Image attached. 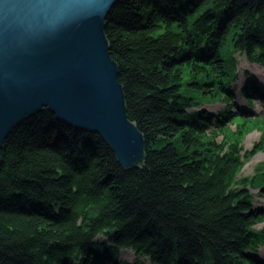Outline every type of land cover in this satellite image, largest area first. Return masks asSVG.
<instances>
[{"label": "trees", "instance_id": "obj_1", "mask_svg": "<svg viewBox=\"0 0 264 264\" xmlns=\"http://www.w3.org/2000/svg\"><path fill=\"white\" fill-rule=\"evenodd\" d=\"M105 32L144 166L48 110L25 121L0 154V264H264V164L239 177L264 119L232 112L238 56L264 68V0H121Z\"/></svg>", "mask_w": 264, "mask_h": 264}, {"label": "water", "instance_id": "obj_2", "mask_svg": "<svg viewBox=\"0 0 264 264\" xmlns=\"http://www.w3.org/2000/svg\"><path fill=\"white\" fill-rule=\"evenodd\" d=\"M121 0H0V154L25 121L48 110L100 136L125 170L146 139L129 119L106 20Z\"/></svg>", "mask_w": 264, "mask_h": 264}, {"label": "rangeland", "instance_id": "obj_3", "mask_svg": "<svg viewBox=\"0 0 264 264\" xmlns=\"http://www.w3.org/2000/svg\"><path fill=\"white\" fill-rule=\"evenodd\" d=\"M238 64V80L233 83L236 92L234 94V108L232 112L235 115L243 114V117H260L264 119V101L259 96H254L252 92L253 84H256L260 90L264 91V68L250 63L244 56H238ZM247 86H249L251 89L248 90ZM244 89L249 92L250 97L252 98L250 99L252 100V107L249 105V100H246L244 94L242 93V90ZM204 107L210 113L216 114L225 108V103L219 102L216 104H209ZM239 109H241V112ZM227 125L232 130H235L236 128V124L233 122H227ZM210 128H213V126ZM262 133V129H250L243 140L245 150H251L254 144L260 141ZM221 139V136L217 137L218 142ZM259 164H264V150L259 151L253 158L247 161V163L242 168L239 177H252L255 174L256 168ZM249 189L253 195L254 206L264 209V198L260 195L259 190L252 187H249ZM263 226L264 223L259 225L257 228L261 229ZM258 257L261 261H264V247L258 251ZM122 260L128 262L129 264H135L137 257L132 251L125 250L122 254ZM143 261H145V264H151V262L148 260Z\"/></svg>", "mask_w": 264, "mask_h": 264}, {"label": "bare ground", "instance_id": "obj_4", "mask_svg": "<svg viewBox=\"0 0 264 264\" xmlns=\"http://www.w3.org/2000/svg\"><path fill=\"white\" fill-rule=\"evenodd\" d=\"M30 120V119H29ZM29 120H27V121H29Z\"/></svg>", "mask_w": 264, "mask_h": 264}]
</instances>
